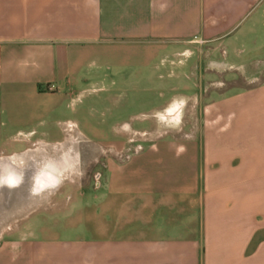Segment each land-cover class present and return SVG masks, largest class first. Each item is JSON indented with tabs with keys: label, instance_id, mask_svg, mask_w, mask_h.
Masks as SVG:
<instances>
[{
	"label": "crops",
	"instance_id": "0c3cea01",
	"mask_svg": "<svg viewBox=\"0 0 264 264\" xmlns=\"http://www.w3.org/2000/svg\"><path fill=\"white\" fill-rule=\"evenodd\" d=\"M1 137L84 139L92 174L31 201L0 264H264V0H0Z\"/></svg>",
	"mask_w": 264,
	"mask_h": 264
},
{
	"label": "flooded vegetation",
	"instance_id": "af4514ba",
	"mask_svg": "<svg viewBox=\"0 0 264 264\" xmlns=\"http://www.w3.org/2000/svg\"><path fill=\"white\" fill-rule=\"evenodd\" d=\"M2 157L3 155H0V158ZM40 164V160L27 159L19 169L9 161L0 167V184L6 186L0 187V216L13 217L15 213L23 211L28 204H31V201L36 202L40 199L43 195L35 196V194H41L46 184L52 185L58 181L65 167L56 162L54 167L37 174ZM32 184L37 186L34 192L31 190Z\"/></svg>",
	"mask_w": 264,
	"mask_h": 264
},
{
	"label": "rangeland",
	"instance_id": "374dc122",
	"mask_svg": "<svg viewBox=\"0 0 264 264\" xmlns=\"http://www.w3.org/2000/svg\"><path fill=\"white\" fill-rule=\"evenodd\" d=\"M237 83L238 84H241L240 83V79L237 80ZM175 92V91H174ZM181 101V100H180ZM180 102H178L179 104ZM180 108V107H179ZM165 113L163 114H158L156 116L153 117V119H156V123L158 126H160L162 129H164L165 127H167V129H173V130H177V129H180L182 127V112H178L176 110H174L171 114V118H167V120L164 119V115ZM195 119V118H194ZM140 124H141V127H144L141 131V135L142 137L145 136V131H147L148 127L146 125L147 123V119L145 116H142L141 119H140ZM196 123L198 122H193L192 123V126L191 124L190 125H185L183 126L184 128L186 129H195L196 128ZM167 125V126H166ZM148 132V131H147ZM76 141H78L77 143H74V142H69L67 141V143L65 145L62 146V152H61V155L66 151V150H70V151H74V152H69L71 156L75 157L76 159V164L74 165V167L68 169V170H65L62 174H61V180L63 179V177L65 178H68V179H71V178H76L77 175L76 173L79 172V171H82L83 175H85L84 173V169L88 168V172H89V175H91V170L89 169V166H86L85 163H86V156L84 153H79V149L80 147L84 148L85 145H89L90 143H87V142H84V139H74ZM73 140V141H74ZM83 140V141H82ZM136 139H133L131 138L130 139V143H133V141H135ZM72 141V140H71ZM137 141V140H136ZM4 142V139L1 137L0 138V148H4L5 147L3 146V143ZM136 143V142H134ZM55 146H58V145H55ZM23 147V145L21 144H14L13 146V149L15 150H19ZM59 148H55L54 147H49L47 145H42V146H37V148H34L33 149V159H37V160H40L42 161L43 159L44 160H52L54 157H59L60 156V151H59ZM7 149V148H6ZM67 153V152H66ZM15 155H10V156H13V158H11L10 160L14 162V165L17 166L18 168L22 167L24 165V163L27 161V158L30 157V156H27L24 152H16V153H13ZM77 155V156H76ZM6 157H10L9 155H5ZM27 156V158H26ZM86 171V173H87ZM88 174V173H87ZM84 177V176H82ZM68 179H64L62 181H67ZM60 180V181H61ZM0 186H3L4 185H1ZM6 187V186H5ZM36 187L37 186H34V184H32V187H31V190L34 192V190H36ZM53 188V185H45L44 186V189H43V192L39 195L35 194V196H40V195H43V194H46V193H49L51 192L50 190H52ZM47 189L49 191H47ZM43 197V196H42ZM41 197V198H42ZM45 199L49 198L47 195L44 197ZM43 199V198H42ZM44 199V200H45ZM35 208V207H34ZM33 209V207H32ZM31 208L28 210H23L21 212H18V213H15V216L13 217H2L0 216V237L2 235V233L4 232L5 229H7L8 227L16 224V223H19L20 219L22 217H25L28 213V211L30 212ZM63 223V221H62Z\"/></svg>",
	"mask_w": 264,
	"mask_h": 264
},
{
	"label": "bare ground",
	"instance_id": "6f19581e",
	"mask_svg": "<svg viewBox=\"0 0 264 264\" xmlns=\"http://www.w3.org/2000/svg\"><path fill=\"white\" fill-rule=\"evenodd\" d=\"M69 156V157H68ZM56 158V157H55ZM69 160V161H71V164H72V161H73V159H74V157L73 156H71L68 152L66 153H63L62 155H61V153H60V157H59V159L58 160H56L55 162L54 161H52V160H46V161H43L40 165H39V167L37 168V170H38V172H37V174L38 173H40V171L43 173L46 169H48L49 167H54V165H56V162H62L63 160H65V162H66V165L68 166V161H67V159ZM11 158H9V160L8 161H11L10 160ZM44 160V159H43ZM5 162H7V161H5ZM4 161H1L0 162V167L5 163ZM37 163V162H36ZM38 164V163H37ZM65 171V170H64ZM63 171V172H64ZM62 172V173H63ZM60 176V175H59ZM61 178V177H60ZM60 180V179H59ZM59 180L58 181H56L55 183H53L52 185H53V188L58 184V182H59ZM52 188V189H53ZM47 191H49V190H47ZM51 191V190H50Z\"/></svg>",
	"mask_w": 264,
	"mask_h": 264
},
{
	"label": "water",
	"instance_id": "95a60500",
	"mask_svg": "<svg viewBox=\"0 0 264 264\" xmlns=\"http://www.w3.org/2000/svg\"><path fill=\"white\" fill-rule=\"evenodd\" d=\"M59 157H60V156H59ZM59 157H57V158L54 157V158L52 159V161L55 162L56 160L59 159ZM8 158H12V157H2V158H0V162H1V161H8V160H7ZM43 161H46V160H42L41 163H42ZM76 163H77V162H76V159H75V157H74V159H73V161H72V166H71V168L74 167V165H75ZM18 169H19V168H18ZM69 169H70V168H69ZM21 177H22V176H21ZM60 180H61V178H60ZM60 180H59V182H60ZM59 182H58V184H59ZM32 183H33V179H32ZM58 184H57V185H58ZM57 185H56V186H57ZM56 186H55V187H56ZM0 187H3V186H0ZM4 187H5V186H4ZM55 187H54V188H55ZM54 188H53V189H54ZM53 189H52V190H53ZM52 190H51V191H52Z\"/></svg>",
	"mask_w": 264,
	"mask_h": 264
}]
</instances>
